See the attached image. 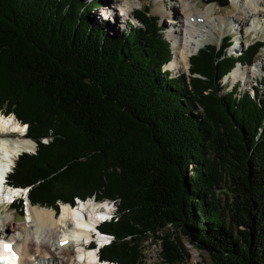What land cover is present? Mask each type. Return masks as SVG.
Segmentation results:
<instances>
[{
    "label": "trees",
    "instance_id": "trees-1",
    "mask_svg": "<svg viewBox=\"0 0 264 264\" xmlns=\"http://www.w3.org/2000/svg\"><path fill=\"white\" fill-rule=\"evenodd\" d=\"M100 3L0 0V110L37 143L12 182L57 210L77 198L119 200L101 226L114 236L102 260L124 264L119 253L136 254L130 244L152 233L168 264L190 257L181 236L215 264H264V96L223 83L264 42L240 55L228 54L230 36L207 44L175 76L158 16L136 10L138 23L110 32L91 18ZM224 182L233 195L221 208Z\"/></svg>",
    "mask_w": 264,
    "mask_h": 264
},
{
    "label": "bare ground",
    "instance_id": "bare-ground-1",
    "mask_svg": "<svg viewBox=\"0 0 264 264\" xmlns=\"http://www.w3.org/2000/svg\"><path fill=\"white\" fill-rule=\"evenodd\" d=\"M193 1L159 0L157 5V11L169 23V33L174 42V55L166 65L172 72L190 67V57L204 45L212 33L223 30L227 22L225 16L216 14L215 4L211 3L203 10ZM134 4L135 0H112L113 12L118 10L129 15ZM239 4L241 11L237 16L240 23L250 17L255 25H259L264 18V0H239ZM244 72L245 70L236 66L227 76L236 81ZM251 79L247 74L246 82H251ZM22 132L15 115H7L0 110V146L7 145L5 150L8 158L3 166V173L14 168L19 153L31 151L37 145L36 141ZM111 204L107 200L90 199L74 205L61 203L56 210L33 205L31 202L28 206L29 220L17 225L14 224L15 216H11L9 208L3 206L0 207V239L14 242L12 249L19 255V264H99L90 256L94 255L97 259L99 252L84 248L81 241L91 238L88 229L99 216L112 213ZM5 255L12 262L11 252ZM100 264L116 263L109 261Z\"/></svg>",
    "mask_w": 264,
    "mask_h": 264
},
{
    "label": "rangeland",
    "instance_id": "rangeland-1",
    "mask_svg": "<svg viewBox=\"0 0 264 264\" xmlns=\"http://www.w3.org/2000/svg\"><path fill=\"white\" fill-rule=\"evenodd\" d=\"M100 1H102V3H100L99 8L91 12L90 14L91 18L97 24H104L103 27L108 26L110 32H115V33H120L121 31L127 28L128 18L129 19L131 18L132 20L137 22V20L134 18L133 15L136 10H145V8L148 7L152 15L158 16L159 18L158 22L163 28L161 30H164V34L170 40L172 46V54L174 55V45H173L174 42L172 36L169 33L170 32V28L168 27L169 23L165 20L164 16H162L161 13L157 11V5L160 3L159 0H135L134 8L129 15H124V12L118 10L113 12L112 0H100ZM234 2L237 3L234 4ZM173 3L176 2L173 1ZM193 3L196 4L198 8L203 10L209 4L211 3L215 4L216 6L215 8L217 12L216 14L225 16V18H227V22L225 23L223 30H216L214 33H212L208 37V39L204 42V45L202 47L210 43L221 44L224 38L230 36L233 39L232 40L233 44L228 49V54L233 53L236 55H240L243 52V50L247 48L249 43L257 40H262L264 42V18H262L259 25H255L254 21L250 17L245 18V22L240 23V19L238 17L240 15L239 12L241 11L239 0H229V6H222L218 2L209 1V0H194ZM197 52H195L193 55H195ZM258 62L260 63V66H258ZM189 66H190V62H189ZM237 67L245 70L244 72L245 74L240 75V77H238L236 81H233L230 77L228 78V76L225 77L223 83L226 85V91L229 90L234 83H240L242 91L250 90L254 92V88L258 87L262 90V96H264V47L257 55L253 64L244 65L238 63ZM166 68H168V66ZM182 73L189 74V67L179 72L173 71V75L175 76ZM247 74H249V76L252 77L251 82L248 81L246 82ZM199 110L202 111L201 107H199ZM4 114L7 113L4 112ZM54 135L55 134L53 130H48L45 134L47 138H44L43 141L48 142ZM27 137H28V133H27ZM36 146L31 149L32 152L35 151ZM229 186L230 185L228 182H224V184L222 183L219 187L216 188V197H218L217 202L218 204H220L221 208L224 206L226 197L229 196V198H231V195H233L232 194L233 192ZM90 199H94L97 201L100 200L110 201L111 203H113V208L115 213L117 212L118 204L120 202L119 200L115 202L109 199H100V198H96V196L88 197L85 200H90ZM80 201H84V199L77 198L75 202L78 203ZM61 203H69V202H60L59 207L61 206ZM9 214L11 216H15L14 218L15 225L23 224L29 220V218L27 219L24 217V215H21L19 208L9 209ZM172 230L173 228H170V231ZM160 234H164V232H160ZM146 236L147 237H143L139 239L137 243L130 244L132 247H135L136 254L134 252L128 253L126 251L123 253H119L120 258L119 257L117 258L124 264H168L166 261H164L161 253L162 252L161 240H159L152 233H148ZM181 239L186 243L188 250L190 252V257L182 262H179L178 264H215L211 256L207 252H205L202 249L191 246L188 242V239L185 238L184 236H181Z\"/></svg>",
    "mask_w": 264,
    "mask_h": 264
},
{
    "label": "snow or ice",
    "instance_id": "snow-or-ice-1",
    "mask_svg": "<svg viewBox=\"0 0 264 264\" xmlns=\"http://www.w3.org/2000/svg\"><path fill=\"white\" fill-rule=\"evenodd\" d=\"M4 247H5L7 250H9V251L11 250L10 245H7V244H6V245H4Z\"/></svg>",
    "mask_w": 264,
    "mask_h": 264
},
{
    "label": "water",
    "instance_id": "water-1",
    "mask_svg": "<svg viewBox=\"0 0 264 264\" xmlns=\"http://www.w3.org/2000/svg\"><path fill=\"white\" fill-rule=\"evenodd\" d=\"M35 141V140H34ZM188 242H189V240H188ZM189 244L191 245V246H193L190 242H189ZM193 247H195V246H193ZM197 248V247H196Z\"/></svg>",
    "mask_w": 264,
    "mask_h": 264
}]
</instances>
